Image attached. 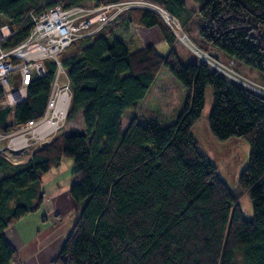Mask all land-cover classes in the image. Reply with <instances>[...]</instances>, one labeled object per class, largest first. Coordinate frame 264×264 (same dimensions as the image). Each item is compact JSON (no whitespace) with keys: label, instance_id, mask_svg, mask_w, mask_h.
Returning a JSON list of instances; mask_svg holds the SVG:
<instances>
[{"label":"trees","instance_id":"16d2710c","mask_svg":"<svg viewBox=\"0 0 264 264\" xmlns=\"http://www.w3.org/2000/svg\"><path fill=\"white\" fill-rule=\"evenodd\" d=\"M86 1L118 0H0V22L14 29L3 46L28 37L30 10ZM150 1L176 16L182 28L198 14L207 43L264 73V0H194L197 10L184 0ZM154 25L170 45L167 54L142 38L141 27ZM176 39L156 12L135 7L59 54L72 89L67 120L81 114L84 128L59 131L21 164L0 154V264H11L16 253L5 229L39 209L42 176L67 156L74 161L70 192L78 218L49 264H237L238 253L245 264H264V94L208 61L183 64L173 48ZM164 66L190 87V101L172 124H142L134 116L123 128L125 110L145 98ZM46 68L49 76L33 79L25 100L13 109L0 107V132L43 115L56 64L46 62ZM208 86L209 131L250 146L236 188L192 132ZM245 194L250 215L241 203Z\"/></svg>","mask_w":264,"mask_h":264},{"label":"rangeland","instance_id":"374dc122","mask_svg":"<svg viewBox=\"0 0 264 264\" xmlns=\"http://www.w3.org/2000/svg\"><path fill=\"white\" fill-rule=\"evenodd\" d=\"M93 3L97 2L86 1L83 4L89 5ZM189 6L195 9L196 2L192 0ZM199 20L200 17L197 14L189 20L183 29L177 30L170 27L177 37L173 48L180 61L183 64H188L192 61L205 59V61L211 63L230 78L241 80L257 92L264 94V73L250 65L232 60L224 52H219L216 48L210 46L199 33ZM173 25L175 26V24ZM155 45L161 54H167L170 50V45L166 41L156 42ZM10 79L13 81L12 77ZM159 85H166L169 91L168 94H160L158 92L160 91ZM190 95V87L184 85L164 66L157 75L155 85L149 90L145 98L138 101L136 107L134 106L132 110L127 109L125 111L122 117L123 128L128 125L134 116L142 124H146L149 121H155L161 125L172 124L178 119L186 104L190 101ZM212 98V88L208 86L205 92L204 109L199 120L192 127V132L199 140L202 151L217 165L221 176L230 186L236 188L240 171L249 163L250 146L241 138L220 139L209 131L208 114L212 105ZM70 127L84 128L81 114L71 121L66 120L59 130L68 131ZM4 144L2 143L0 146ZM73 162L72 157H64L59 166L52 168L42 176L40 184L43 202L39 209L29 212L27 219L23 221L25 222L23 225H26L30 232L26 239L31 238L37 227L40 226L47 228L48 239L52 237V233L56 229H59L60 232L62 228L65 229V239L71 231L73 224L78 218L76 201L70 192V184L74 180L72 176ZM241 203L245 213L250 215L252 211L247 194L242 196ZM52 207H56L62 212L61 217L56 213L57 210ZM43 215L45 220L42 217ZM46 217L49 222L41 225L42 221L46 222L48 220H46ZM17 226L20 225L17 223ZM236 260L237 264H245L240 253L237 254Z\"/></svg>","mask_w":264,"mask_h":264},{"label":"built area","instance_id":"2783aa9c","mask_svg":"<svg viewBox=\"0 0 264 264\" xmlns=\"http://www.w3.org/2000/svg\"><path fill=\"white\" fill-rule=\"evenodd\" d=\"M134 7L156 12L173 29L182 28L176 16L150 0H118L68 7H63L60 3L50 6L45 4L41 10L29 11L33 27L28 37L8 48L3 44L14 33V29L7 22H0L1 108L13 109L16 104L25 100L31 81L36 77L49 76L46 62L56 64L43 115L25 122H15L10 132H0V142H6L0 146V154L6 160L14 165L26 162L35 149L45 142L50 143L66 122L72 89L70 77L59 54L75 39L92 36L119 12ZM61 97L66 101L65 106L64 103L58 104ZM11 264L18 263L13 261Z\"/></svg>","mask_w":264,"mask_h":264},{"label":"crops","instance_id":"0c3cea01","mask_svg":"<svg viewBox=\"0 0 264 264\" xmlns=\"http://www.w3.org/2000/svg\"><path fill=\"white\" fill-rule=\"evenodd\" d=\"M184 1L189 5V3L192 0H184ZM198 7L199 5L196 4L195 9H197ZM140 31H141L143 40L147 44L155 45L156 42L166 41L162 30L157 25L141 27ZM210 46L212 45L210 44ZM156 81H157V77L153 85L151 86L150 90L155 85ZM159 88H160V91L158 92L160 94H163V95L168 94L169 91L166 85H159ZM133 111L135 112V110ZM2 143H6V142L1 141L0 144ZM52 208L57 210L56 213L58 214L59 217H61L60 215L62 214V212H60V210L57 209L56 207H52ZM25 219H27V214L5 229L6 236L11 241V243L16 247L14 262H17L18 264H49L50 260L57 256V254L59 253V251L61 250L63 246L65 236H66L65 229L62 228L61 232L59 229H56L52 233V237L48 239L47 228H45V226L44 227L40 226V227H37L35 233L33 231L34 234L31 236V238L26 239L28 233L30 234V232L28 230V227L26 225H23L25 223L23 222L25 221ZM47 219L48 218L46 217V220ZM44 220H45V217H44ZM48 222H49V219L46 222L42 221L41 225H45V223H48ZM17 223L20 226H17Z\"/></svg>","mask_w":264,"mask_h":264},{"label":"water","instance_id":"95a60500","mask_svg":"<svg viewBox=\"0 0 264 264\" xmlns=\"http://www.w3.org/2000/svg\"><path fill=\"white\" fill-rule=\"evenodd\" d=\"M203 60H205V59H203ZM236 79V78H235ZM237 81H239V82H241V83H243V84H245V85H247L248 87H250L247 83H245V82H243V81H241V80H238V79H236ZM251 88V87H250ZM253 89V88H252ZM48 143L47 142H45V143H43V145L42 146H46Z\"/></svg>","mask_w":264,"mask_h":264},{"label":"bare ground","instance_id":"6f19581e","mask_svg":"<svg viewBox=\"0 0 264 264\" xmlns=\"http://www.w3.org/2000/svg\"><path fill=\"white\" fill-rule=\"evenodd\" d=\"M64 103V106H65V103H66V101L64 100V98L63 97H61L60 99H59V105H62Z\"/></svg>","mask_w":264,"mask_h":264}]
</instances>
